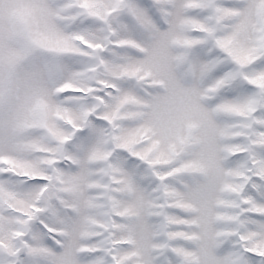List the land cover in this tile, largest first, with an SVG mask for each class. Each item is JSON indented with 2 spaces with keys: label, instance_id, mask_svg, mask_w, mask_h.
I'll return each instance as SVG.
<instances>
[{
  "label": "snow or ice",
  "instance_id": "1",
  "mask_svg": "<svg viewBox=\"0 0 264 264\" xmlns=\"http://www.w3.org/2000/svg\"><path fill=\"white\" fill-rule=\"evenodd\" d=\"M0 264H264V0H0Z\"/></svg>",
  "mask_w": 264,
  "mask_h": 264
}]
</instances>
